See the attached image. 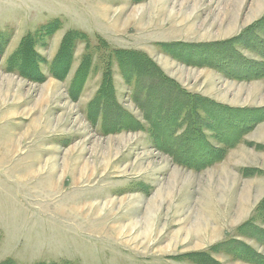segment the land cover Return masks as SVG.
I'll return each instance as SVG.
<instances>
[{"label": "rangeland", "instance_id": "1", "mask_svg": "<svg viewBox=\"0 0 264 264\" xmlns=\"http://www.w3.org/2000/svg\"><path fill=\"white\" fill-rule=\"evenodd\" d=\"M263 19L264 0H0V264H193L184 256L231 239L264 255L237 234L264 201L263 73L228 77L203 48L262 62L239 41ZM115 51L146 55L222 114L197 121L200 148L182 138L191 118L147 115L146 78L126 82L139 67ZM159 88L153 103H179ZM206 141L227 149L220 161L178 163ZM80 168L93 179L77 183Z\"/></svg>", "mask_w": 264, "mask_h": 264}, {"label": "trees", "instance_id": "2", "mask_svg": "<svg viewBox=\"0 0 264 264\" xmlns=\"http://www.w3.org/2000/svg\"><path fill=\"white\" fill-rule=\"evenodd\" d=\"M264 20V19H263ZM259 21L257 23H255L254 25H252L249 30H247L246 35H244V37L246 38L245 40L241 37L240 38V45H246L245 47H247L249 50H251L252 52L256 53V55L262 59V62H257L255 63V65L252 66L253 63L251 62H237L236 60H239L236 56H235V52L233 50V54L231 53L232 50L230 51H222L219 50L217 48L218 44H207V45H203L204 49L207 51L208 49H216L214 56L216 57V60L219 62H215L216 63V67L219 68L221 71H223L228 77L231 78H236L232 75H240V80L242 79H246L248 76H251V78L249 79H254L257 78L259 76H257L258 74L263 73L261 76L264 77V42H263V37H264V21ZM260 33V34H259ZM261 35L263 37H261ZM182 47V46H181ZM188 47L189 49L193 50L196 48H200V46H184ZM229 47H231L233 49L234 47V43L232 42V44H229ZM69 48V47H68ZM72 48V47H71ZM202 48V47H201ZM62 52L67 51V46L66 44H64ZM218 49V50H217ZM209 51H213V50H209ZM217 52V53H216ZM116 57L118 59H124V65L122 64V61L120 63L121 68L123 69V66H127V62L129 61V59L132 60V67L135 66V68L139 67V69H137L136 71H134V73H126V76L128 77V79L130 78V80L127 79V77L125 76V72L126 69L124 70L123 74L124 77L126 79V82H128L130 85L134 80H141L143 78H146L143 81H146L145 83H147V85H149L145 92L143 97H146V101H149L150 104H148V111H147V115L149 113L153 112V109L158 110V114L157 115H162V118L159 119H163L164 122L168 121L170 122L171 119L170 118H165V117H173V119H178V121H182L183 117L185 118V120H183L182 125H185L186 122H188V119L191 118V122L193 123L192 128L194 130H187L188 132H186L184 134V136L182 137L183 140H185L187 142V144H191L193 145V148H200L201 146V140H200V136H202L201 134V130L200 129V125H198L197 121L202 122V120H204V127L206 126V123L208 121V123L219 118H222V114L221 113H216L215 116L212 113V110L210 108V106H213L212 104L209 103V101L207 100H203V98L197 97V100L195 98H193L191 95L187 94V92H185L184 90H182L175 82H173L172 80L168 79L166 76H164V74L155 66V64L149 60V58L142 54V53H134V52H126V51H115ZM217 54V55H216ZM72 59V58H71ZM70 59V62H71ZM136 59H140L143 62V66H137L136 65ZM66 63V62H65ZM211 63V62H210ZM67 64V63H66ZM212 65V63H211ZM239 65V66H238ZM237 67V68H235ZM53 73H57L55 71V69L53 70ZM82 79L79 81V85L81 83ZM159 85L160 88L157 91L158 94L162 95L164 93H168V92H172L174 95L172 96V100H178L179 103H172L170 101H167L166 104L163 105V103H153L151 101V94H152V90L155 88V86ZM102 91V90H101ZM104 92H102L100 94V97L102 96ZM136 94L134 93V97L136 100ZM109 98V97H108ZM108 98L105 100V102L107 103ZM191 98V99H190ZM192 98L194 101H192ZM147 102H145L146 104ZM140 106H143L145 104H141L139 102ZM196 106H201L203 109V112H201L199 109H195ZM200 111V113H199ZM184 112H187V116L184 114ZM240 112H242V114L246 115L247 119L249 117V114L252 113H258V112H251V111H246V110H241ZM260 112V111H259ZM199 113V116L201 119H196L194 117V115L197 116V114ZM202 113L204 114V116H202ZM224 118V117H223ZM176 119V120H177ZM253 119V118H252ZM259 119L264 120V115L261 116ZM149 120V119H148ZM161 121V120H160ZM243 124H245V121L242 122V127L240 126V132L235 131L234 133L238 134L240 133V138L239 140L241 141V136L242 134L245 132L244 130V126ZM114 127V125H113ZM125 126L120 127L119 129H125ZM208 130H211L212 132L214 130L211 129V127L208 125ZM174 132V130H173ZM172 132V133H173ZM246 133V132H245ZM218 139V137H216ZM228 139V137H226ZM225 138V139H226ZM226 139V141H227ZM173 140V139H172ZM229 140V139H228ZM175 141V140H173ZM237 140H235L236 142ZM222 145H228V146H232L229 145L227 142L221 141ZM236 145V144H235ZM234 146V144H233ZM203 151L199 150V153L195 150L193 153L194 154H185V152L182 154V156H187L184 157L183 163L178 162L182 165H184L185 167H188L190 169H194L196 171H201L203 169H206L207 167H210L214 162H218L220 161L222 158H220V154H224L225 152H227V149L225 148H214L212 147L210 144L204 143L203 145ZM175 155V154H174ZM247 172H245L246 174ZM264 201L259 204V206L257 207V209L255 210V214L253 215V217L246 223L243 224V226L241 225L238 230H237V234L239 235L240 238H247L250 240L255 241L258 244H262L264 245ZM227 254L232 256L233 260H237V261H242L244 263H248V264H264V255L259 253L257 250H255L252 246H250L249 244L245 243L244 241H240V240H236V239H231L220 243L218 245L213 246L210 251L207 252H200V253H191V254H187L184 256V258L188 261L191 262L193 264H222L221 262H219L217 259H215L214 255L216 254ZM183 259V256L180 257V259ZM185 261V260H184ZM1 264H14L11 261H6L3 262Z\"/></svg>", "mask_w": 264, "mask_h": 264}, {"label": "bare ground", "instance_id": "3", "mask_svg": "<svg viewBox=\"0 0 264 264\" xmlns=\"http://www.w3.org/2000/svg\"><path fill=\"white\" fill-rule=\"evenodd\" d=\"M5 159V158H4ZM80 164V163H79ZM86 166V165H85ZM78 167H79V165H78ZM77 167V168H78ZM76 168V167H75ZM79 170H81V172H80V176H79V178H76V176L78 177V175H76L75 176V179H77L76 180V182L77 183H80L82 180H84V179H93V177H94V175L93 174H91L90 172H88V174H89V176H88V174L86 173L87 172V170H86V168H83V169H79ZM90 171V170H89ZM92 173H94V172H92ZM100 173V172H99ZM88 176V178H86ZM106 177H103L102 178V180H104ZM125 201L124 200H122L121 202H120V204L121 203H124ZM109 204H111L112 205V207H114L115 208V206H116V203H114L113 201H109V203H108V206H109ZM118 205V204H117ZM154 222V221H153ZM132 229V228H131Z\"/></svg>", "mask_w": 264, "mask_h": 264}]
</instances>
